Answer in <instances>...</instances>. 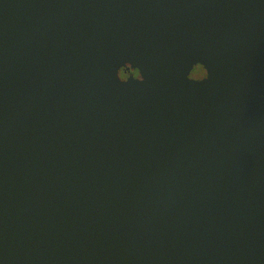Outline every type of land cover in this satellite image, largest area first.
I'll use <instances>...</instances> for the list:
<instances>
[{
  "label": "water",
  "instance_id": "water-1",
  "mask_svg": "<svg viewBox=\"0 0 264 264\" xmlns=\"http://www.w3.org/2000/svg\"><path fill=\"white\" fill-rule=\"evenodd\" d=\"M0 264H264V0H0Z\"/></svg>",
  "mask_w": 264,
  "mask_h": 264
},
{
  "label": "flooded vegetation",
  "instance_id": "flooded-vegetation-1",
  "mask_svg": "<svg viewBox=\"0 0 264 264\" xmlns=\"http://www.w3.org/2000/svg\"><path fill=\"white\" fill-rule=\"evenodd\" d=\"M119 76L122 80H127L130 76H134L135 78L139 77L137 71H132L129 69V66L124 67L120 70ZM206 76V72L200 65L194 67L193 71L191 72L190 78L193 80H202Z\"/></svg>",
  "mask_w": 264,
  "mask_h": 264
}]
</instances>
